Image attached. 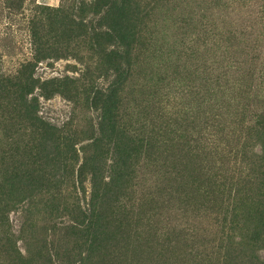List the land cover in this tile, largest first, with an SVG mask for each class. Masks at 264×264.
<instances>
[{
  "label": "rangeland",
  "instance_id": "1",
  "mask_svg": "<svg viewBox=\"0 0 264 264\" xmlns=\"http://www.w3.org/2000/svg\"><path fill=\"white\" fill-rule=\"evenodd\" d=\"M125 2L122 18L109 13L108 0H0V75L15 81L31 63L42 83L78 78L70 92L49 98L37 87L29 95L61 136L49 163L37 145L47 136L41 141L34 132L18 88L0 90V183L12 170L57 177L56 188L26 190L25 212L10 204V228L0 217V264L48 257L65 264L71 251L85 252L60 232L58 221L71 224V211L50 222L48 200L60 193L73 203L84 190L90 198L91 181L85 189L75 182L97 141L108 147L100 152L103 183L113 181L125 125L136 154L109 208V257L119 264H264V237L253 238L264 222V0ZM125 30L133 51L120 76L123 69L103 65L99 47L117 49ZM97 89L111 96L114 133L109 123L101 130L107 109L99 103L108 99L93 104ZM25 218L46 226L55 248L49 256L38 254L41 237L30 226L20 231Z\"/></svg>",
  "mask_w": 264,
  "mask_h": 264
},
{
  "label": "trees",
  "instance_id": "2",
  "mask_svg": "<svg viewBox=\"0 0 264 264\" xmlns=\"http://www.w3.org/2000/svg\"><path fill=\"white\" fill-rule=\"evenodd\" d=\"M107 8L109 13H122V18H124L127 11L125 9V0H108ZM119 23H122V21H119ZM126 33L127 32L125 30L121 35L118 36L119 47L117 49L116 47L115 49L99 47V53L103 60V65L106 67L115 66L120 70L123 69L122 73L120 72V76L125 75V63L131 59L133 51V48L127 43L128 34ZM107 35L108 38H113L109 37V34ZM31 69L32 64H27L21 71V76L15 79V81L12 78H4L2 75H0V83H4V85L0 84L2 86L0 87V90L5 92V90L8 88H18V97L26 107L28 122H33L32 125L34 127V132L36 134H40L41 141L44 140L45 136H47L43 143L37 142V145L40 158L43 159L44 162L49 163L48 160L55 154L54 151L57 152L59 151L58 149H60L61 136L59 134V130L55 126L51 124L49 125V123L45 122V119L40 117L37 113L39 110V98L33 96L29 99V95H33L36 92L37 87H39V89L43 92V95L49 98H51V96L56 93L70 92L69 85H73V83H75L78 78L63 76L51 81H44L42 83L41 81L33 78L31 75ZM90 72V69H87L85 74L88 75ZM5 84L7 86H5ZM48 85H51V87ZM100 96L106 97L108 99L107 102L104 101L103 103H99L101 104L103 111L107 109L105 111L106 114L102 119L103 122L101 125V130L103 132H107V124L109 123L112 126V128H109L110 133H114V116H112V114H110L108 111L110 108L109 106H112V103H110L111 96L109 97V95H107L102 89H97L95 92H93V97L91 98L92 103L96 104L100 102ZM104 126H106V128H104ZM262 127L264 128V121L262 123ZM119 130H122L119 134L121 136V140L119 141V144L115 145L116 156L113 158V164L116 165V168L113 170L115 173L113 181L110 183H105V185L103 183L105 165H103V154L100 152L104 148H107L108 150V147L107 144H102L100 141H97L93 143L95 153L91 157L87 158V160L83 161V163L80 165L78 177L76 178L75 182V184L79 182V184L82 185L83 182H86L87 180L91 181L92 189L90 198L88 199V196L86 195L87 192L84 190L85 197L79 198V196H76L73 199V203H70L66 198H63L62 194L60 195V193L52 194L50 196L51 199L48 200V208L51 212L48 221L54 222L57 219V214L71 211L70 214L73 215L70 219L71 224H65L61 221H58L63 224V227L60 228V232H62L66 238L69 236H74L77 239L76 243L74 244V246H76L74 249L85 250V252L78 253L77 255L72 251L71 253H68L67 263L65 264H75L77 262L79 264L121 263V261L113 260L109 257V251L113 249L114 233L112 232V229L114 227L115 221L112 220L109 215V208L114 200H117V198L119 199L121 194V186L123 185L126 176L129 174V169L133 160L135 159L134 154H136V152L135 147H132V145L135 143V140L129 135L126 125ZM43 133L46 135L43 136ZM68 147L72 146L69 144L64 146L65 149ZM74 152L77 154V150ZM23 165L26 167L27 164ZM27 171H29V169H25L24 173L22 174L19 172L17 173L15 170L10 171V173H8V171L6 176H4L6 186L0 183V217L3 220V225L7 226L8 228L11 227L9 218H7L8 208L13 202V204L16 205V210L22 209V211L25 212L23 203L26 199L23 198V195L25 194L26 190L32 189L33 192L36 193L38 190L43 188L46 190L56 188V184L53 183L57 177L45 178L43 176L45 174L38 177L39 175L36 176L35 171H33V174L31 175L27 173ZM49 173L52 174V172ZM68 178L69 177L63 175L64 180H67ZM56 183L61 184L63 183V180L61 181L58 176ZM83 189H85V187H83ZM48 192L50 193V191ZM28 221L29 220L25 218L20 231H22L25 227L30 226V230H32L31 236H34L35 234L41 237V239H37L38 243L37 241L34 242L38 254L44 253L49 256L51 251L55 250V248L52 249L50 243L46 241V226L44 225L38 228V226L33 225V223L28 225ZM260 226L256 227L253 238L260 236L264 237V222ZM6 244H11L10 238L7 239ZM61 247H65V245ZM104 258H106V260ZM107 259L111 260L108 261ZM42 261L43 262H41V264H51L52 258L48 257Z\"/></svg>",
  "mask_w": 264,
  "mask_h": 264
}]
</instances>
